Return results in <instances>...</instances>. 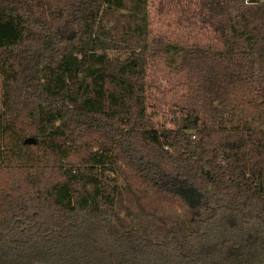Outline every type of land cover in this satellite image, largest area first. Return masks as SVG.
I'll return each mask as SVG.
<instances>
[{
  "label": "trees",
  "instance_id": "1",
  "mask_svg": "<svg viewBox=\"0 0 264 264\" xmlns=\"http://www.w3.org/2000/svg\"><path fill=\"white\" fill-rule=\"evenodd\" d=\"M157 6L0 0V264H245L264 1Z\"/></svg>",
  "mask_w": 264,
  "mask_h": 264
},
{
  "label": "rangeland",
  "instance_id": "2",
  "mask_svg": "<svg viewBox=\"0 0 264 264\" xmlns=\"http://www.w3.org/2000/svg\"><path fill=\"white\" fill-rule=\"evenodd\" d=\"M149 8L155 30H163L166 27L167 21L170 20V17L163 16L160 13L157 6V0H149ZM244 248L245 264H264V225L260 219L253 218L248 219L245 222Z\"/></svg>",
  "mask_w": 264,
  "mask_h": 264
},
{
  "label": "water",
  "instance_id": "3",
  "mask_svg": "<svg viewBox=\"0 0 264 264\" xmlns=\"http://www.w3.org/2000/svg\"><path fill=\"white\" fill-rule=\"evenodd\" d=\"M26 142H27V143H32V142H33V138H27V139H26Z\"/></svg>",
  "mask_w": 264,
  "mask_h": 264
}]
</instances>
